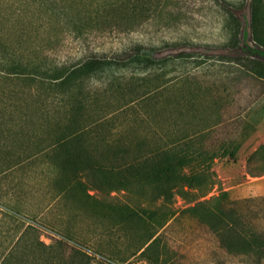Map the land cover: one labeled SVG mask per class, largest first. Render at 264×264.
Segmentation results:
<instances>
[{
    "label": "rangeland",
    "instance_id": "obj_1",
    "mask_svg": "<svg viewBox=\"0 0 264 264\" xmlns=\"http://www.w3.org/2000/svg\"><path fill=\"white\" fill-rule=\"evenodd\" d=\"M12 1L0 0V34L32 58L71 65L142 44L158 65L144 76L87 82L84 92L94 98L78 114L62 107L61 96L44 92L47 107H41L38 92L13 85L26 91L25 104L0 107V171L26 159L44 161L49 154L40 153L73 120L86 139L82 150L122 176L123 147L126 160L172 146L190 162L169 201L152 203V186L143 193L138 183L133 194L91 192L95 200H82L88 213L103 201L100 212L113 222L114 208L145 206L146 214L141 210L122 227L136 235L148 229L134 255L157 239L147 255L128 263L108 260L37 225L19 240L15 232L0 238V264H264V79L257 73L264 60L246 47H259L252 29L246 27L243 42L250 19L247 6H239L245 0H157V12L134 17L142 22L133 29L108 26L95 13L92 22L87 14L68 17L78 22L76 28L66 16L45 17ZM4 89L0 82V94ZM53 153L61 152L57 147ZM5 221L16 225L9 217Z\"/></svg>",
    "mask_w": 264,
    "mask_h": 264
},
{
    "label": "trees",
    "instance_id": "obj_2",
    "mask_svg": "<svg viewBox=\"0 0 264 264\" xmlns=\"http://www.w3.org/2000/svg\"><path fill=\"white\" fill-rule=\"evenodd\" d=\"M17 1L15 0L14 4ZM19 1L23 3V6L27 10L35 8L38 11H42L44 16H49V18L57 14L58 16H66L68 18L77 13L79 15L87 14L90 16L92 22L93 19L90 14L95 13L96 18H102L108 26L111 25L117 28H127L130 26L132 29L141 25L142 22H136L133 20L134 17H151L160 8L157 0L148 2L149 4L147 6L141 5V0H103L96 3L86 0ZM226 4L228 8H231V4ZM243 4L249 9L250 15L249 21H245L243 42L246 44V27L252 29L253 38L259 47L262 48L256 47L255 49H249L248 45L246 47L254 56L264 60V0H245L239 6L241 7ZM7 5L9 6V4ZM222 8L227 10L226 7ZM86 9H88L87 12ZM82 10H85V12L83 13ZM226 12H229V9ZM229 14L230 19L227 26L232 29L234 17L231 12ZM68 19L69 22H74L76 28L78 27V22L76 23L75 19ZM5 39L0 34V82L5 87L4 91L0 94V107L24 106L25 101L23 95L26 94V91L13 87L16 83H23L31 91L30 93L38 92V98L40 99L37 103L41 107H47V99L43 100L42 97L44 96V92L45 94L50 92L52 96H61L62 99L60 102L63 105L62 107L70 105L72 113L78 114V111L80 112L86 107V101L94 98L84 92L87 82L95 81L96 79L110 81L129 75L132 77L144 76L156 70L158 65V62L153 57L145 53V48L142 44H137L130 50L125 49L122 54L121 52H117L114 56H108L107 54L94 55L71 65H54L50 64L47 59L32 58L30 54L26 55L17 51ZM257 73L264 79V67L257 70ZM40 90L42 93H39ZM124 108L126 107H122L121 109ZM74 118H76V115H74ZM75 121L73 120L72 124L65 125V133L58 135L59 137L55 139V142H51L52 144L49 146L58 147L61 153H56L54 158L60 164H63L64 169L69 168L74 171L98 169L97 174H95V183L93 186L107 194L123 190H127L133 194V183H138L143 193H147L145 191L146 186H152L150 194L153 199L152 203L159 198H163L164 201H169L173 197L175 194L174 187L178 182L181 183L183 180L181 171L190 162L187 155L182 157L181 154L177 153L179 151H176L177 149L174 151V148L171 146L157 150L150 155L139 154L131 160H126L129 151L123 147L121 149V155L125 154V175L123 174L122 176L116 172H108L103 163L96 161L90 153L82 150L86 139L82 134L83 132L78 129L79 124ZM116 152L114 155L117 156V154H120V151ZM63 154L64 156H62ZM194 208L196 206L188 210ZM141 210L146 214L147 209H145V206L140 205V207L135 209L130 204H127L118 209L114 208L113 211L116 212L115 215L117 214L119 221L129 223L134 217L143 214L140 212ZM147 217L149 218L148 215ZM156 241L157 239L142 251L140 256L147 255L148 250L153 247ZM77 252H80L79 254L83 258H86L87 255L85 252L80 250H77ZM96 254L109 260L104 255ZM4 263L3 261L1 264Z\"/></svg>",
    "mask_w": 264,
    "mask_h": 264
},
{
    "label": "crops",
    "instance_id": "obj_3",
    "mask_svg": "<svg viewBox=\"0 0 264 264\" xmlns=\"http://www.w3.org/2000/svg\"><path fill=\"white\" fill-rule=\"evenodd\" d=\"M54 149L48 147L40 153L49 154L44 161L26 159L0 171V238L15 232L19 240L28 227L40 225L62 239L122 263L139 256L145 249L134 255V246L142 243L148 229L136 235L122 227L126 221L113 222L108 216H102L100 207L103 201L100 200H97V211L86 212L82 202L85 196L91 201L95 200L96 193H106L93 186L98 169H64L63 164L54 158ZM112 193L116 192L108 195L112 196ZM6 217L16 225L6 224ZM0 257L1 262L5 254L0 252Z\"/></svg>",
    "mask_w": 264,
    "mask_h": 264
}]
</instances>
